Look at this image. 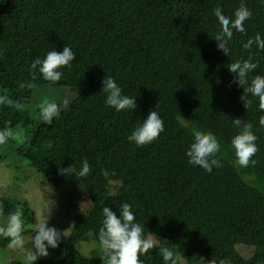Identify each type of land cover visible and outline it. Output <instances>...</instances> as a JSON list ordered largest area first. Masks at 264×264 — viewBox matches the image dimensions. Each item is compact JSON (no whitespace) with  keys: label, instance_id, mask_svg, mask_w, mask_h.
I'll use <instances>...</instances> for the list:
<instances>
[{"label":"trees","instance_id":"obj_1","mask_svg":"<svg viewBox=\"0 0 264 264\" xmlns=\"http://www.w3.org/2000/svg\"><path fill=\"white\" fill-rule=\"evenodd\" d=\"M240 3L0 0V94L30 104L31 94L48 82L38 74L35 88L20 87L31 79L33 60L66 45L76 54L71 68L60 69L61 80L48 84L71 96L69 108H62L52 125L42 118L26 122L24 111L0 105V129L6 121L12 128L22 123L17 153L57 188L70 174L64 169L75 165L79 170L87 159L91 171L79 178L78 194H88L102 221L105 206L119 217L122 203L132 205L145 235L157 241L155 249L140 257L144 264H165L163 247L174 250L177 264H264V126L259 123L264 111L257 97L233 83L228 70L230 63L252 55L258 67L249 83L264 75V50L243 48L257 34L264 38V0H244L253 14L245 21V33L234 30L227 55L214 40L220 30L214 8L219 5L234 19ZM107 74L123 94L136 97L135 110L117 112L106 105L102 81ZM241 97L253 101L247 110ZM151 110L164 120L165 131L139 147L128 136ZM234 118L253 124L259 147L255 166L236 163L231 140L239 129ZM194 130L217 135L222 167L208 173L188 163ZM102 169L110 175H102ZM0 204L5 214L23 205V219L35 225L29 201L0 196ZM35 231L24 233L34 236ZM77 243L75 236L64 234L59 255L41 257L35 264H103V255L89 256ZM8 244L0 239V248Z\"/></svg>","mask_w":264,"mask_h":264},{"label":"clouds","instance_id":"obj_2","mask_svg":"<svg viewBox=\"0 0 264 264\" xmlns=\"http://www.w3.org/2000/svg\"><path fill=\"white\" fill-rule=\"evenodd\" d=\"M214 15L220 24V30L216 33L214 40L218 49L227 55L229 52L228 43L232 40L234 30L239 33H245V21L252 17V11L246 6L244 0H241L239 7L234 12V19L225 15L223 9L217 5L214 8ZM253 46L259 50H264V38L257 34L254 38L248 39L243 44V48L252 51ZM76 59L75 52L70 46H64L61 52L49 50L46 57L42 60L36 58L30 65V80L20 84V87L33 89L39 76L45 81L55 84L62 78V68H71L72 62ZM258 67V63L253 62V56L241 61L232 62L228 66V70L234 74L233 83L244 89V92L250 93L251 96L259 99V108L264 111V75H255L249 83V74L254 72ZM39 74V76H38ZM247 86V87H245ZM102 92L106 93L105 103L107 106L114 108L117 112L124 110H135L137 108L136 97H130L123 94L122 88L116 80L109 76H105L102 81ZM246 110L252 106L251 99H244ZM0 105L9 106L17 111H24L26 106L18 100L12 99L7 94H0ZM70 101L64 99L62 105L44 99L39 104V114L47 125H52L55 118H59L62 108L67 110ZM259 123L264 126V115L260 116ZM232 124L238 133L231 140V145L235 152L236 163L240 167L255 166L257 161L253 157L258 153L257 145L258 137L253 132V124L242 121L239 118L232 119ZM165 131L164 120L160 117L156 110H151L146 120L138 126L131 135L128 136L130 142H134L137 146L143 147L150 145L157 140L161 133ZM23 132L17 133L11 127V122L6 121L2 129H0V146H5L10 140H14L17 135H23ZM194 139L190 143L186 156L189 158L188 163L199 166L206 172L211 173L213 168L222 167L221 159L218 153L221 152V142L216 134L211 131L194 130ZM91 166L87 159L82 161L81 167L77 170L76 166L64 169L65 174L75 173L78 178L89 175ZM101 174L109 176L110 173L106 169L101 170ZM5 187L0 183V188ZM45 191H50V186L44 185ZM120 216L118 217L109 207L102 209L103 222L98 232V241L101 251L103 252V264H144L140 259L142 255L149 253L150 250L157 247V241L154 236L145 235L144 225L136 222L135 213L132 211V205L122 203L119 207ZM23 205L18 204L16 209L11 212L6 223L0 224V237L9 240V248L24 249V220ZM3 216V206L0 204V217ZM61 233L57 228L50 227L46 222H41L31 239V247L25 251V264H35L41 257L49 255V248L55 249L61 242ZM165 264H177L175 252L169 247L160 249ZM223 264V262H221Z\"/></svg>","mask_w":264,"mask_h":264},{"label":"rangeland","instance_id":"obj_3","mask_svg":"<svg viewBox=\"0 0 264 264\" xmlns=\"http://www.w3.org/2000/svg\"><path fill=\"white\" fill-rule=\"evenodd\" d=\"M13 66L6 67L11 71ZM6 77L11 76L10 72ZM47 85L37 88L31 94V103L26 105L24 121L39 120V104L44 99L57 102L62 105L64 99H71L68 91L60 94L61 88ZM50 84V85H48ZM23 112V111H22ZM21 112V114H22ZM22 124V123H21ZM16 125L13 130L17 133L23 132ZM29 123H27L28 125ZM24 135V134H23ZM23 135H17L7 145L0 146V183L5 187L0 188V196L11 200H27L36 212V223L31 225L24 220V230L37 229L41 222H46L50 227H55L66 235L77 238L78 248L89 256H102L98 240V232L102 227V219L93 208L88 194L79 193L81 184L75 173H70L66 182L60 188L49 184L44 174L30 166L28 160L17 153V145L22 142ZM50 186V191L44 190V185ZM9 214L3 213L0 224L6 223ZM31 234L24 233V249H12L8 245L0 248V264H25V251L31 247ZM2 237H0L1 239ZM47 257L55 258L59 255L58 249L49 248Z\"/></svg>","mask_w":264,"mask_h":264}]
</instances>
